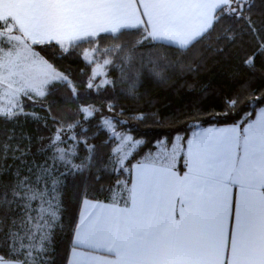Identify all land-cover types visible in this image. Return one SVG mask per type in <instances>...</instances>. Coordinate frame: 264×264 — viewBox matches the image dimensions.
Returning <instances> with one entry per match:
<instances>
[{
    "label": "snow or ice",
    "instance_id": "snow-or-ice-1",
    "mask_svg": "<svg viewBox=\"0 0 264 264\" xmlns=\"http://www.w3.org/2000/svg\"><path fill=\"white\" fill-rule=\"evenodd\" d=\"M128 2L138 23L68 24ZM179 2L11 0L26 18L0 21V264H264V0H229L188 39L146 11ZM85 46L119 76L98 84ZM213 70L224 85L198 88ZM151 86L190 102L148 113Z\"/></svg>",
    "mask_w": 264,
    "mask_h": 264
},
{
    "label": "crops",
    "instance_id": "crops-1",
    "mask_svg": "<svg viewBox=\"0 0 264 264\" xmlns=\"http://www.w3.org/2000/svg\"><path fill=\"white\" fill-rule=\"evenodd\" d=\"M226 2L227 0H181L179 3L153 4L146 11L158 30L188 39L204 33L212 23L214 12ZM22 16L26 18L25 13L13 6L11 0H0V21L11 17L12 23L19 27L23 23ZM107 18L114 22L138 23L140 13L130 2L87 8L70 14L68 24L75 28L81 25L95 24Z\"/></svg>",
    "mask_w": 264,
    "mask_h": 264
},
{
    "label": "trees",
    "instance_id": "trees-1",
    "mask_svg": "<svg viewBox=\"0 0 264 264\" xmlns=\"http://www.w3.org/2000/svg\"><path fill=\"white\" fill-rule=\"evenodd\" d=\"M229 8V0H227V2L222 5L221 7H219L213 14V19H212V23H215V21L220 18L221 16H224ZM210 25V27H211ZM209 27V28H210ZM208 28V29H209ZM208 29L205 31L207 32ZM219 29V25H217V29ZM204 32V33H205ZM215 31L212 32V36H215ZM207 39V38H206ZM105 45L111 46V42L110 41H103L102 42ZM86 50H90L87 46H85ZM242 53H243V49L241 48H237L234 49V55L236 57H242ZM95 57H99V55H96ZM100 58V57H99ZM238 62V61H237ZM71 63V68L74 72H76L78 75L81 72V69L84 68V64L81 62H69ZM93 65H91L90 68H88V72L89 74L91 73V68ZM105 76L107 73L111 72L110 75H107V79L109 81H111L112 79H116L119 76V71L118 69H112L110 65H106L105 66ZM87 77L85 76L84 79H86ZM224 79H223V75L222 73H220L219 71H211V72H207V73H202L201 74V78H200V82L197 85V87H203V86H209L211 88H218L224 85ZM109 87H111V85L109 84ZM142 91L147 92V95L145 96L144 100L140 101L138 105V107L144 108L146 112L151 113L152 111H156L159 110V112L164 115V116H170L173 113H179L181 110L186 109V106L189 104L191 96L189 94V90L186 87H182L179 89H170V88H166V87H155V86H151L148 87L146 89H142ZM149 101H151V103H149ZM121 105L124 106V108H129L132 107L133 104L129 101V100H120L119 102ZM219 101L216 98H210L207 102V104L205 105V107L208 108V112H204L203 118L204 119H212V117L209 115L210 112L218 110L215 106L218 105ZM220 119H224L223 117H221ZM218 125H222V124H217ZM180 128H184V124L178 123L177 125ZM206 126H211L209 124H203L202 127H206ZM34 128V126H33ZM167 126H165L164 129H160V128H141L140 131H146L147 134L153 135L155 132L161 131V130H166ZM185 133L183 131H181L179 133V136H184ZM11 161H9L10 163ZM178 167H183L182 165V160L178 161Z\"/></svg>",
    "mask_w": 264,
    "mask_h": 264
},
{
    "label": "rangeland",
    "instance_id": "rangeland-1",
    "mask_svg": "<svg viewBox=\"0 0 264 264\" xmlns=\"http://www.w3.org/2000/svg\"><path fill=\"white\" fill-rule=\"evenodd\" d=\"M89 52V60L94 61L92 63V68H91V73L93 72V70H96L98 68V70L96 71V76H97V83L103 85L105 82V63L104 60L99 58V57H94L92 55V52L90 50H87ZM90 73V74H91ZM108 80V79H107ZM109 81V80H108ZM3 104H0V107H3ZM181 137V136H180ZM177 143H179V138H177ZM133 148L135 147L134 145L132 146ZM131 149H129L130 151Z\"/></svg>",
    "mask_w": 264,
    "mask_h": 264
}]
</instances>
